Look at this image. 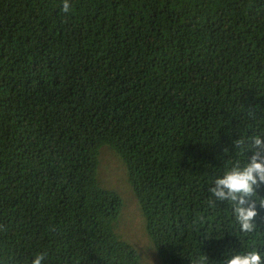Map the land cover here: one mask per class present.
I'll return each mask as SVG.
<instances>
[{"label": "trees", "instance_id": "trees-1", "mask_svg": "<svg viewBox=\"0 0 264 264\" xmlns=\"http://www.w3.org/2000/svg\"><path fill=\"white\" fill-rule=\"evenodd\" d=\"M62 4L0 0V264H138L98 179L102 146L161 264L264 259V208L243 233L209 191L264 140V0ZM14 136L30 165L9 162Z\"/></svg>", "mask_w": 264, "mask_h": 264}, {"label": "clouds", "instance_id": "clouds-1", "mask_svg": "<svg viewBox=\"0 0 264 264\" xmlns=\"http://www.w3.org/2000/svg\"><path fill=\"white\" fill-rule=\"evenodd\" d=\"M70 7V0H63L62 11L68 13ZM250 143L253 150L250 160L243 166L239 162L233 164L222 177L216 178L209 188L215 199L228 201L233 205L235 221L243 233H251L255 230L257 206L264 208V197H260L254 187L264 184V152H262L264 140L260 136H255ZM234 146L241 147L242 145L237 140ZM44 258L45 254H37L31 264H42ZM224 264H264V259L258 251L251 250L243 254L228 256Z\"/></svg>", "mask_w": 264, "mask_h": 264}, {"label": "rangeland", "instance_id": "rangeland-1", "mask_svg": "<svg viewBox=\"0 0 264 264\" xmlns=\"http://www.w3.org/2000/svg\"><path fill=\"white\" fill-rule=\"evenodd\" d=\"M155 4L157 0H142ZM169 12V11H168ZM5 97L0 93V102ZM4 144H2V148ZM10 148L13 155L8 157L9 162L20 161L30 165L32 156L29 145L24 137L11 138ZM100 167L98 177L103 187L116 191L121 198L119 216L115 224V232L122 239L129 242L138 254V264H161L155 246L145 229V219L139 207L136 196L128 182L125 165L120 156L106 146L100 149Z\"/></svg>", "mask_w": 264, "mask_h": 264}]
</instances>
